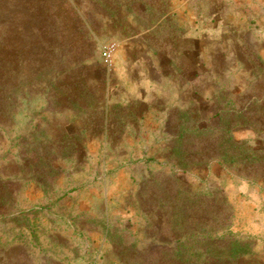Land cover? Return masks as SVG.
<instances>
[{
    "label": "rangeland",
    "instance_id": "obj_1",
    "mask_svg": "<svg viewBox=\"0 0 264 264\" xmlns=\"http://www.w3.org/2000/svg\"><path fill=\"white\" fill-rule=\"evenodd\" d=\"M9 2L58 32L0 107V264H264V178L195 159L232 109L264 152V0Z\"/></svg>",
    "mask_w": 264,
    "mask_h": 264
},
{
    "label": "trees",
    "instance_id": "obj_2",
    "mask_svg": "<svg viewBox=\"0 0 264 264\" xmlns=\"http://www.w3.org/2000/svg\"><path fill=\"white\" fill-rule=\"evenodd\" d=\"M38 3L39 0H36ZM15 7L12 6L9 0H1L0 2V107H8L13 95L9 87L11 80V66L17 62L19 66L24 64V61H29V58H37L41 55L34 47H48L53 51L54 47L50 46L53 37L52 35L58 30L53 25H45L44 15L40 9L32 10L30 15H24L21 12H15ZM41 8V7H39ZM46 22L48 17L45 18ZM50 20V19H49ZM56 37V36H55ZM47 38L51 41H45ZM17 41V45H11L13 41ZM45 41V42H44ZM42 42L44 44L42 45ZM47 44V45H45ZM42 45V46H40ZM48 46V47H47ZM19 85V84H18ZM254 106V104L252 105ZM259 108V107H257ZM252 110L253 107L247 108ZM256 114V111H253ZM187 114V113H185ZM223 128L215 136L212 145L200 152L197 161H212L219 159L222 162L240 167L242 171L247 173H257L259 177L264 178V152L251 149L244 141H234L229 135L231 128L235 126L248 125L249 120H246L244 110L223 111L219 113ZM255 120V119H254ZM199 133L194 129L191 133L184 127L179 128V134L176 138L175 151L178 153L183 148L184 143L189 140L192 135ZM184 170L188 168L186 160L181 161ZM190 168V167H189ZM234 246L230 248V254L235 257L243 255L245 247L234 242Z\"/></svg>",
    "mask_w": 264,
    "mask_h": 264
},
{
    "label": "built area",
    "instance_id": "obj_3",
    "mask_svg": "<svg viewBox=\"0 0 264 264\" xmlns=\"http://www.w3.org/2000/svg\"><path fill=\"white\" fill-rule=\"evenodd\" d=\"M109 58H110V52L107 53V59H109Z\"/></svg>",
    "mask_w": 264,
    "mask_h": 264
}]
</instances>
